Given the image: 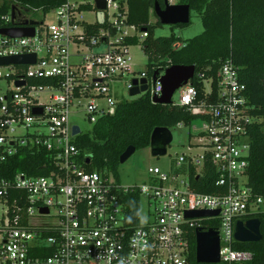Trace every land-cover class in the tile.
<instances>
[{"label":"built area","instance_id":"2783aa9c","mask_svg":"<svg viewBox=\"0 0 264 264\" xmlns=\"http://www.w3.org/2000/svg\"><path fill=\"white\" fill-rule=\"evenodd\" d=\"M104 1V9L98 10L96 0H65L53 9V23L45 22L53 10L44 14L17 8L22 21L38 23L33 36L0 35V58L35 57L30 65L0 66V79L11 85L0 95V165L26 152L43 153L40 169L45 173L16 171L0 177V264H198L195 254L194 262L189 259V236L198 228L208 230L203 227L207 224L216 225L209 229L219 238L215 264L251 261V252L234 247L235 223L261 210L264 200L254 198L246 186L248 129L254 118L247 112L246 87L230 58L219 66L215 81L198 75L201 99L191 84L195 74L172 99L201 123L198 128L193 121L177 124L197 129L189 132L193 142L177 158V164L186 165L183 175L153 167L147 182L123 186L112 173L81 167L75 142L85 132L72 124L73 117L82 114L93 127L100 118L114 115L116 106L127 101L112 95L111 86L118 81L129 94L133 80L140 88L145 79L146 91L135 97L148 94L151 103L162 91L164 72H156L153 83L144 71L133 70L127 39L137 37L140 44L146 32L137 35L127 24V7L120 0ZM10 26V15L1 16L0 28ZM73 127L79 133L73 135ZM207 167L216 178L213 194L196 192L190 184V177L199 178ZM135 194L138 212L130 218L128 202ZM205 210L218 215L185 216Z\"/></svg>","mask_w":264,"mask_h":264},{"label":"trees","instance_id":"16d2710c","mask_svg":"<svg viewBox=\"0 0 264 264\" xmlns=\"http://www.w3.org/2000/svg\"><path fill=\"white\" fill-rule=\"evenodd\" d=\"M65 0H6L0 5V17L10 15L11 6L22 10L40 9L44 14L59 7ZM163 8V0H120L127 7V24L137 32H146L140 43L146 59L145 76L150 80L157 72L170 66H194L195 77L191 84L197 98L203 96V84L198 78L215 81L221 63L230 58L237 68L239 80L246 87L248 114L254 122L248 129L250 144L249 167L246 186L254 198L264 200V0H180L190 11L196 12L203 26L201 34L182 40L174 31L186 25L172 26L167 37H153V27L160 26L153 12L154 3ZM155 23L153 24V20ZM190 23V22H189ZM130 46L139 45L137 37L127 39ZM179 45L178 47H174ZM214 97L211 101H214ZM195 119L186 108L174 103L157 105L143 94L130 101L120 102L114 115L100 118L91 128L76 139L79 163L86 172L112 173L117 178L119 157L129 146L135 151L149 147L154 128L171 129L179 123L188 126ZM43 153L17 155L0 165V177H9L12 172L22 171L28 175H44L40 167L44 163ZM215 174L207 167L199 178L190 177L194 191L213 194ZM130 218L138 212V194L128 202ZM259 221L261 240L256 243H235L237 250L249 251L253 259L245 264H264V210L249 213L239 218ZM206 229H216L207 224ZM190 257L194 262L195 232L189 236Z\"/></svg>","mask_w":264,"mask_h":264},{"label":"water","instance_id":"95a60500","mask_svg":"<svg viewBox=\"0 0 264 264\" xmlns=\"http://www.w3.org/2000/svg\"><path fill=\"white\" fill-rule=\"evenodd\" d=\"M105 7L104 0H96V8L103 10ZM16 7L11 6L10 18L11 26L0 28V35L8 38H21L33 36L34 27L38 25L36 21L24 20L20 23H14L17 17ZM153 12L160 25L176 26L188 25L190 22V9L186 4L171 5L167 0H163V8L158 2L154 3ZM99 24H102V13H98ZM35 62L34 55H21L0 58V66L3 65H30ZM194 66H170L167 68L163 76L159 79L162 87L161 95L153 98L152 103L157 105H170L174 93L183 85L194 77ZM155 73L152 76V82H156ZM142 86L137 88V81L133 80L134 87L130 91L131 97L138 96L141 92L146 91V80L141 79ZM17 86L23 85L22 82H17ZM34 113L40 112L38 109L33 110ZM79 133L77 127H73L72 134ZM172 142V135L169 129L157 127L154 128L150 140L149 149L150 155L154 158L165 156L167 147ZM135 152V148L129 146L119 157V164H123ZM218 215V211H194L186 212V218H206ZM234 240L238 243H256L261 240L259 231V221L257 219H249L245 222L237 221L235 223ZM195 261L198 264H215L219 262V238L216 231L208 229L203 231L198 228L195 230Z\"/></svg>","mask_w":264,"mask_h":264},{"label":"rangeland","instance_id":"374dc122","mask_svg":"<svg viewBox=\"0 0 264 264\" xmlns=\"http://www.w3.org/2000/svg\"><path fill=\"white\" fill-rule=\"evenodd\" d=\"M3 1L0 0V5ZM172 3H177L179 0H170ZM38 16H35L37 18ZM85 19L90 21L92 17L89 15L85 16ZM56 20L55 10L51 11L45 18L46 23H53ZM153 24L155 19L153 18ZM178 36L182 40L190 39L196 35H199L203 31V26L200 18L194 11H190V23L184 27L174 29ZM173 32L172 26L160 25L153 27V37H167ZM137 35L139 32H136ZM142 47L139 45L131 46L129 48V54L133 62V70L137 73L145 70L146 59L142 52ZM112 95L115 100H133L136 97H130L128 93L124 91V84L118 81L111 86ZM11 85L5 79H0V95L5 91L10 90ZM175 101L177 99V94L175 93L172 97ZM72 124H76L80 127L83 132H88L91 130V124L85 120L82 114H77L71 119ZM200 120H193L192 126L200 127ZM172 135V142L167 147L165 156L154 158L150 155L149 147L139 149L135 151L129 159L123 164H119L116 174L118 181L123 186L139 185L147 182L150 179L148 174V169L153 167H158L163 171L170 174H180L183 175L185 172V164H177V158L182 153L186 152V146L193 142L192 138L189 137L190 133H196L197 129H188L187 127H178L177 125L170 129ZM260 209L264 210V203L260 205ZM145 205H141V214L144 215Z\"/></svg>","mask_w":264,"mask_h":264},{"label":"flooded vegetation","instance_id":"af4514ba","mask_svg":"<svg viewBox=\"0 0 264 264\" xmlns=\"http://www.w3.org/2000/svg\"><path fill=\"white\" fill-rule=\"evenodd\" d=\"M22 21V18L21 17H19V16H17L16 17V20H15V22L14 23H20Z\"/></svg>","mask_w":264,"mask_h":264},{"label":"crops","instance_id":"0c3cea01","mask_svg":"<svg viewBox=\"0 0 264 264\" xmlns=\"http://www.w3.org/2000/svg\"><path fill=\"white\" fill-rule=\"evenodd\" d=\"M179 1H180V0H179ZM179 1H178V2H179ZM178 2H177V3H172V2H171V3H169V4H171V5H175V4H178ZM178 46H179V45H178Z\"/></svg>","mask_w":264,"mask_h":264}]
</instances>
